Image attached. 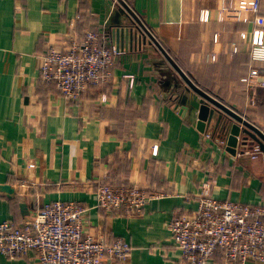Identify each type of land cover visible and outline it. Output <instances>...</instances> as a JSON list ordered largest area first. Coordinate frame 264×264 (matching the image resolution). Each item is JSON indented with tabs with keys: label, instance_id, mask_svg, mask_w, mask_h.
<instances>
[{
	"label": "crops",
	"instance_id": "0c3cea01",
	"mask_svg": "<svg viewBox=\"0 0 264 264\" xmlns=\"http://www.w3.org/2000/svg\"><path fill=\"white\" fill-rule=\"evenodd\" d=\"M222 2L0 0V224L30 217L54 200L92 207L102 183L135 184L161 195L139 213L93 207L86 226L110 241L131 242L128 259L115 264H178L168 224L196 209L203 181L218 199L264 205V155L247 153L251 139L229 151L217 115L205 131L198 129L192 107L178 105L186 83L157 44L143 40L136 20L200 88L264 132V88L247 87L250 70L264 68L250 54L254 30L264 43V0L241 20L224 15ZM90 30L121 53L107 84L70 101L40 78V57L53 47L67 50ZM0 264L40 263L31 255L0 254ZM208 264L227 263L216 253Z\"/></svg>",
	"mask_w": 264,
	"mask_h": 264
},
{
	"label": "built area",
	"instance_id": "2783aa9c",
	"mask_svg": "<svg viewBox=\"0 0 264 264\" xmlns=\"http://www.w3.org/2000/svg\"><path fill=\"white\" fill-rule=\"evenodd\" d=\"M259 8L260 0H231L228 4L224 0L220 11L241 20ZM237 50L234 47V52ZM120 53L117 45L105 42L102 33L90 30L82 40H71L67 50L53 47L42 55L40 78L55 83L68 100L78 101L88 87L111 80ZM250 54L254 61H264V43L258 29L251 35ZM247 87H264V68L250 70ZM218 142L224 145V139ZM247 153L256 159L262 152L254 143ZM211 189L209 180L203 181L196 209L175 216L168 224L171 239L180 251L177 263L208 264L216 253H221L227 264L264 263V205L218 199ZM160 195L135 184L116 187L102 183L92 207L76 200L45 203L30 217L0 224V254L9 258L31 255L40 264L121 263L131 254V242L124 237L110 241L103 234H93L86 226L89 211L101 207L108 213L121 209L139 213L150 199Z\"/></svg>",
	"mask_w": 264,
	"mask_h": 264
},
{
	"label": "water",
	"instance_id": "95a60500",
	"mask_svg": "<svg viewBox=\"0 0 264 264\" xmlns=\"http://www.w3.org/2000/svg\"><path fill=\"white\" fill-rule=\"evenodd\" d=\"M122 3L129 11L127 4L125 2ZM119 13H124V11L120 8V11L118 10L116 14L120 15ZM132 14L135 16L134 13ZM136 20L139 22L144 32L143 40H147L148 37L155 42L186 83L185 91H187L186 93H184V91L181 93L178 105L188 103L190 107H192V111L194 112L193 120L197 124L198 129L205 131L217 115L216 126L221 129L224 137L227 138V148L229 151L235 153L238 146L245 147L251 139L254 143L259 144L261 152L264 155V132L259 127L246 120L243 115L200 88L198 84L180 68L138 17ZM119 23V18L114 20V25L111 28V37L118 34L119 28L117 26ZM118 48L120 49V47ZM182 89H184V86ZM191 93L193 94L192 97L186 100L188 94L190 96ZM2 189V186H0V190Z\"/></svg>",
	"mask_w": 264,
	"mask_h": 264
},
{
	"label": "trees",
	"instance_id": "16d2710c",
	"mask_svg": "<svg viewBox=\"0 0 264 264\" xmlns=\"http://www.w3.org/2000/svg\"><path fill=\"white\" fill-rule=\"evenodd\" d=\"M257 88V87H256ZM262 88H264V87H262Z\"/></svg>",
	"mask_w": 264,
	"mask_h": 264
}]
</instances>
